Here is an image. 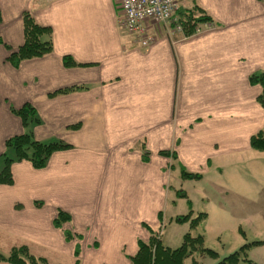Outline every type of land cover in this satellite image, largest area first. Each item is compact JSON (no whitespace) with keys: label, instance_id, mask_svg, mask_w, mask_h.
Wrapping results in <instances>:
<instances>
[{"label":"crops","instance_id":"0c3cea01","mask_svg":"<svg viewBox=\"0 0 264 264\" xmlns=\"http://www.w3.org/2000/svg\"><path fill=\"white\" fill-rule=\"evenodd\" d=\"M195 3L211 22L190 36L150 24L145 48L122 28L119 0H0V156L8 137L26 131L69 144L41 169L12 163L13 182L0 184L2 253L24 244L47 264L49 253L71 264L80 243L78 264H130L148 236L143 224L159 222L169 169L221 173L232 152L246 162L250 137L264 129L261 86L249 82L264 71V0H180ZM25 13L50 27L52 50L15 67L5 45L22 43ZM65 55L78 65L65 67ZM26 102L39 122L25 125L11 111ZM58 208L78 239L53 225Z\"/></svg>","mask_w":264,"mask_h":264},{"label":"rangeland","instance_id":"374dc122","mask_svg":"<svg viewBox=\"0 0 264 264\" xmlns=\"http://www.w3.org/2000/svg\"><path fill=\"white\" fill-rule=\"evenodd\" d=\"M204 24H201V27ZM35 122L31 121L30 123ZM33 138L35 139V137ZM10 149L13 151L12 148ZM244 154V152L237 154L232 152L226 157V160L231 162L222 167L221 173H214L213 168L209 172L198 171L202 174L201 178L198 179L183 180L179 176V169H177L178 176L169 169V180L164 186L165 193L161 201L158 202L156 210H154L155 212L159 211V222L157 224L145 222L143 226H148L147 229L151 231H148L146 238L139 237L137 240L147 242L151 238L157 240L159 238L163 247L173 249L181 245L184 234L189 232L192 236L198 234L203 236L201 248L212 249L218 254L214 258L198 249L186 257L183 264H217L220 259L238 250L244 244L264 240V202L257 201L258 193H264V177L260 175V180L257 177L262 171L260 164L264 161V154L249 149L246 153L248 156L246 162L243 159L242 162L236 161L239 155L243 156ZM6 156L13 157L14 153L9 152ZM3 166L4 157L0 156V171ZM239 172L246 177V184L239 183L237 176ZM221 180H223V184H219ZM241 192L248 193L250 202L239 198L238 194ZM184 193L187 194L186 197H181L180 195ZM187 200L191 201V205H188ZM34 203L40 207L43 205V200L35 199ZM257 203H261L258 205L263 213L260 212ZM190 210H192L191 218L202 212H205L206 215L195 226H191L190 220L177 222L176 217L188 214ZM70 219L65 223H69ZM65 223L61 226L62 230L67 229L64 227ZM67 230L71 234V239L80 237L79 234ZM79 240L81 239L79 238ZM5 243L0 240V251L2 252L9 249L5 247ZM154 245L152 247L156 248V244ZM14 247L16 245L11 246L10 249ZM83 248L80 243H77L74 247V253L77 250L79 255ZM47 256L49 257V264H55L54 256L50 253ZM245 259L256 264H264V243L246 247L245 254L242 256V264H245Z\"/></svg>","mask_w":264,"mask_h":264},{"label":"trees","instance_id":"16d2710c","mask_svg":"<svg viewBox=\"0 0 264 264\" xmlns=\"http://www.w3.org/2000/svg\"><path fill=\"white\" fill-rule=\"evenodd\" d=\"M175 17L176 22L181 26L184 36L192 35L201 24L212 21V17L209 13L196 3L190 7L180 5L175 13ZM22 25V43L15 48L5 45L9 51L6 59L15 67L23 60L41 57L52 50V43L49 38L51 34L50 27L38 24L27 13L23 15ZM44 36L46 39L43 38ZM63 65L65 67H71L78 65V63L70 56L65 55L63 56ZM249 82L261 86V93L257 96V100L264 107V71L250 74ZM77 88L81 87L61 88L58 90V93H65ZM11 111L19 116L25 125L29 124L31 121H36V123L39 121L35 116V108L28 102L24 103L19 108H13ZM249 142L251 148L264 151V130H260L252 135ZM4 145L5 150L1 154V157H4V166L0 171V184H10L13 182L11 172V165L13 162L26 160L32 167L41 169L46 166L52 153L69 147V144L59 140L43 142L34 139L30 132L12 135L5 140ZM10 148H12L13 151ZM9 152H13L14 156L7 157L6 155H8ZM181 177L184 179H198L201 178V173L182 170ZM180 196L186 197V194L184 193ZM187 202L188 205H191V201L187 200ZM205 215L206 213L202 212L199 213L198 216L191 218L192 210H190L188 214L176 217V220L177 222L190 220L191 226H195ZM69 219L70 215L68 212L59 209L53 219V224L55 227L61 228L63 223L67 222ZM62 231L66 240L71 239V234L67 229H63ZM137 242L138 250L130 257L131 264H183L184 259L198 249H201L214 258L218 255L217 252L212 249L201 248L203 244L202 235L198 234L192 236L189 232L184 234L181 245L173 249L170 247H163L162 241L159 238L158 240L156 238H151L147 240V242H140V240ZM263 243L264 240H259L244 244L238 250L220 259L217 264H242L241 261L242 256L245 254V248L250 245H259ZM154 244H156V248L152 247L155 246ZM75 253L76 259L71 264L79 263L77 258L78 251L76 250ZM0 260H7L11 264H47L44 258H37L29 253L27 246L24 244L11 248L8 254L0 251ZM244 261L245 264H256L249 259H245Z\"/></svg>","mask_w":264,"mask_h":264},{"label":"built area","instance_id":"2783aa9c","mask_svg":"<svg viewBox=\"0 0 264 264\" xmlns=\"http://www.w3.org/2000/svg\"><path fill=\"white\" fill-rule=\"evenodd\" d=\"M122 11L121 26L140 44L148 47L154 41L149 32V25L154 23H172L178 31H182L176 22L175 13L180 0H119Z\"/></svg>","mask_w":264,"mask_h":264}]
</instances>
